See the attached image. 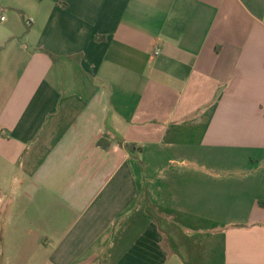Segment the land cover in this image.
I'll use <instances>...</instances> for the list:
<instances>
[{
	"label": "crops",
	"instance_id": "1",
	"mask_svg": "<svg viewBox=\"0 0 264 264\" xmlns=\"http://www.w3.org/2000/svg\"><path fill=\"white\" fill-rule=\"evenodd\" d=\"M0 9V264H264V0Z\"/></svg>",
	"mask_w": 264,
	"mask_h": 264
},
{
	"label": "trees",
	"instance_id": "2",
	"mask_svg": "<svg viewBox=\"0 0 264 264\" xmlns=\"http://www.w3.org/2000/svg\"><path fill=\"white\" fill-rule=\"evenodd\" d=\"M119 143L125 146L130 152H134L137 149L135 144L125 143L122 139L119 140Z\"/></svg>",
	"mask_w": 264,
	"mask_h": 264
},
{
	"label": "built area",
	"instance_id": "3",
	"mask_svg": "<svg viewBox=\"0 0 264 264\" xmlns=\"http://www.w3.org/2000/svg\"><path fill=\"white\" fill-rule=\"evenodd\" d=\"M6 19H7L6 14L4 13V11L0 9V21L4 22ZM26 22L27 24H31L33 22V18H28ZM156 54H158V51H156Z\"/></svg>",
	"mask_w": 264,
	"mask_h": 264
}]
</instances>
